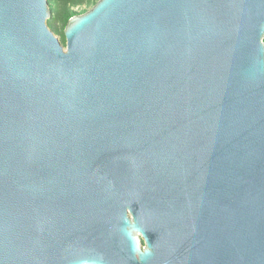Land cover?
<instances>
[{
	"label": "water",
	"instance_id": "1",
	"mask_svg": "<svg viewBox=\"0 0 264 264\" xmlns=\"http://www.w3.org/2000/svg\"><path fill=\"white\" fill-rule=\"evenodd\" d=\"M49 18L0 0V264H264V0Z\"/></svg>",
	"mask_w": 264,
	"mask_h": 264
},
{
	"label": "trees",
	"instance_id": "2",
	"mask_svg": "<svg viewBox=\"0 0 264 264\" xmlns=\"http://www.w3.org/2000/svg\"><path fill=\"white\" fill-rule=\"evenodd\" d=\"M96 1L97 0H48L50 18L47 24L55 33L59 32L61 34V43H65L64 34L63 31H60L54 26L55 23L59 22L65 26L71 16L81 14L88 10L87 8H82L83 5L92 6ZM74 7H77V10L74 9Z\"/></svg>",
	"mask_w": 264,
	"mask_h": 264
},
{
	"label": "rangeland",
	"instance_id": "3",
	"mask_svg": "<svg viewBox=\"0 0 264 264\" xmlns=\"http://www.w3.org/2000/svg\"><path fill=\"white\" fill-rule=\"evenodd\" d=\"M91 6H86V5H83L82 6V8H87V9H89ZM74 9H76L77 10V7H74ZM56 28H58L60 31H63V29H64V24L62 25L61 23H59V22H56L55 23V25H54ZM50 28V27H49ZM51 30H52V28H50ZM53 31V30H52ZM54 32V31H53ZM55 33V32H54ZM56 34V36L60 39V36H61V34L59 33V32H57V33H55Z\"/></svg>",
	"mask_w": 264,
	"mask_h": 264
},
{
	"label": "clouds",
	"instance_id": "4",
	"mask_svg": "<svg viewBox=\"0 0 264 264\" xmlns=\"http://www.w3.org/2000/svg\"><path fill=\"white\" fill-rule=\"evenodd\" d=\"M137 235L139 236L140 234H139V233H137Z\"/></svg>",
	"mask_w": 264,
	"mask_h": 264
}]
</instances>
